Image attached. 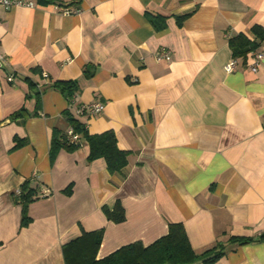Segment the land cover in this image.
<instances>
[{
    "label": "crops",
    "instance_id": "obj_1",
    "mask_svg": "<svg viewBox=\"0 0 264 264\" xmlns=\"http://www.w3.org/2000/svg\"><path fill=\"white\" fill-rule=\"evenodd\" d=\"M64 6L80 12L63 14ZM147 12L165 15V28L156 30ZM187 12L179 24L176 16ZM253 25L264 28V0L0 6V52L7 58L0 69V264H64L62 245L99 228L102 258L134 241L148 245L178 221L197 253L226 244L212 264H264V241L227 242L264 232V59L252 71V51L245 61L236 58L233 72L224 69L229 38L251 37ZM160 47L170 60L155 59ZM255 51L264 53V42ZM85 64L95 67L91 77ZM68 79L80 86L71 104L52 86ZM96 100L104 102L102 112L74 115L89 133L112 129L118 147L129 151L127 165L111 174L103 158L89 162L85 141L59 150L51 163L53 130L70 128L63 111ZM22 106L31 116L10 120ZM14 136L27 143L13 149ZM27 179L40 190L28 206L31 221L21 227L14 195ZM116 200L121 222L101 209Z\"/></svg>",
    "mask_w": 264,
    "mask_h": 264
},
{
    "label": "trees",
    "instance_id": "obj_2",
    "mask_svg": "<svg viewBox=\"0 0 264 264\" xmlns=\"http://www.w3.org/2000/svg\"><path fill=\"white\" fill-rule=\"evenodd\" d=\"M41 3H48L51 0H38ZM192 12L177 15V21L180 24ZM150 23L156 30H162L166 26V16L161 14L146 13ZM250 35L238 33L229 38L228 43L232 51V57H241L243 61L247 59L250 52L255 51L261 42H264V28L260 25H253L250 28ZM95 72V67L91 64H85L83 73L85 77H91ZM52 86L62 93L69 104L74 94L80 91L77 80H56ZM35 96V108H40L41 98L37 92ZM69 122V127L74 133L79 135V140L71 142L66 131L54 129L51 135L49 146V158L52 163L59 152L64 149L68 152L77 149L82 141L88 145L87 160L90 162L96 158H103L106 169L109 173H121L127 165L129 151L120 149L117 145V139L112 129L101 133H89L85 123L75 117V113L68 108L63 111ZM36 114L34 111L33 115ZM31 116V113L22 106L10 115V120L24 122ZM13 149L20 148L27 143L26 139L14 136ZM40 185H32L27 179L21 183L18 193L14 195V200L21 205L20 226H27L31 221L28 215V206L38 195ZM64 192L70 194L71 187H67ZM102 211L108 220L121 222L125 219L124 208L119 200H116L114 206L110 209L102 206ZM103 237V228L85 231L64 243L62 245V255L64 264H191L196 261H202L203 264H212L225 254L226 244L218 241L213 247L197 253L190 245L183 224L171 222L168 225V231L165 235L157 238L148 245H143L141 241H134L123 245L102 258H97V251ZM264 241V232L255 237L230 236L228 243L235 245H244L253 242Z\"/></svg>",
    "mask_w": 264,
    "mask_h": 264
},
{
    "label": "built area",
    "instance_id": "obj_3",
    "mask_svg": "<svg viewBox=\"0 0 264 264\" xmlns=\"http://www.w3.org/2000/svg\"><path fill=\"white\" fill-rule=\"evenodd\" d=\"M39 3L38 0H0V6L4 8H14V7H27V8H33ZM80 8L79 7H70V6H64L62 7V13L63 14H73V13H79ZM155 59L157 61L160 60H170V51L166 47H160L155 52ZM262 59H264V53L260 51H253L251 55V62L249 64V68L252 71H256L258 66L260 65ZM7 65V58L5 55H3L0 52V69H4ZM237 66V59L234 57H231L228 62L225 64L224 69L227 73H231L236 69ZM8 80L12 79L11 75L7 76ZM104 102L96 100L90 103L79 105L75 109V115L79 117L84 116H91L98 114L103 111L104 109ZM67 135L69 136V140L72 142L79 140V135L77 133H74L71 128L67 130ZM18 193V190L16 191Z\"/></svg>",
    "mask_w": 264,
    "mask_h": 264
},
{
    "label": "water",
    "instance_id": "obj_4",
    "mask_svg": "<svg viewBox=\"0 0 264 264\" xmlns=\"http://www.w3.org/2000/svg\"><path fill=\"white\" fill-rule=\"evenodd\" d=\"M164 264H169L168 262L164 263Z\"/></svg>",
    "mask_w": 264,
    "mask_h": 264
}]
</instances>
